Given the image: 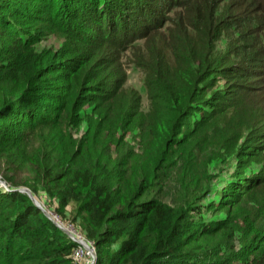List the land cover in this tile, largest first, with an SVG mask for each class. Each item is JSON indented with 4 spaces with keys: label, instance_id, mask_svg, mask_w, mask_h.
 <instances>
[{
    "label": "trees",
    "instance_id": "trees-1",
    "mask_svg": "<svg viewBox=\"0 0 264 264\" xmlns=\"http://www.w3.org/2000/svg\"><path fill=\"white\" fill-rule=\"evenodd\" d=\"M46 27L67 33L60 48L38 44ZM230 107L235 131L209 137ZM201 129L195 155L228 176L215 205L244 193L257 213L215 252L188 246L220 227L201 217L222 180L179 170ZM0 174V264H77L81 245L21 185L76 204L95 264H264V0H0Z\"/></svg>",
    "mask_w": 264,
    "mask_h": 264
},
{
    "label": "rangeland",
    "instance_id": "rangeland-1",
    "mask_svg": "<svg viewBox=\"0 0 264 264\" xmlns=\"http://www.w3.org/2000/svg\"><path fill=\"white\" fill-rule=\"evenodd\" d=\"M30 24L33 27H41L42 24L41 23H34V22H30ZM39 32V31H38ZM67 33H65L64 31H58V30H50L49 27L43 28L41 30V34H40V40L38 42V44H40V46H46V47H51L52 49H58L60 48L63 43H64V37ZM225 45L218 47V49L220 51H224L225 50ZM126 65L125 70L126 72H128V78H127V83L129 86H133L139 90H142L143 87V82H142V78H141V74L137 69H131V67L128 66V64H124ZM214 89H218L221 86H213ZM254 98H250L247 103H251L253 102ZM146 95L143 96V104L146 105ZM227 110V120L222 121V117L220 115H218L219 113H216L215 116H218L217 119L211 123V125H208V128H212L213 130L208 132L209 137L212 135V132L215 131L219 138L227 133H223L220 132L218 130H216V128H219L220 130H227L228 126H231V130L229 132L235 131V121H232L229 119L230 116H232L233 111L232 107H230V109H226ZM247 117L242 118V123L243 122H247ZM189 124L188 126L186 125L184 130H186L190 124L191 121H193L192 118L189 119ZM83 128V125H82ZM202 131V129L200 130ZM198 131V132H200ZM198 132H194V134L185 141L184 145L182 146V152H181V157H180V164H179V170L182 172V164H184L185 162H190L192 164V166L197 169V172L199 173L198 175H195L193 177H189L192 179V182H194L195 180H198L197 182L200 181H207V177L211 176V178L215 181L218 182L217 180H222V182H218L217 186L214 187L212 192H209L206 197H205V201L207 202L208 200L214 201V203L212 204H208L206 206V209L203 211L202 213V217L204 222H210L211 226H214V228H216V226H220L217 229H213L211 232V234L209 236H201L195 243L189 244L188 247L193 246L194 244H197L198 246L203 247V249L207 248L210 249L211 252H215L221 245H223V243L226 242V237H234L235 235L240 237V233L237 231V228L240 232H246L248 230H250V228L254 226L253 222V217L252 215H255V217L257 216V213L255 211V208L253 207V202L247 200H243L246 196L244 195V193H235V195L233 197H229L228 200H233V203H228L225 202L227 200H225L223 202L222 205H215L216 202H218V200L222 197L225 198L223 196L219 195V190H215L217 187L220 188V186H227L226 184L228 183V176L226 177V171L224 170V165L217 168L212 167V166H206L205 164L208 161V158L206 156H201L198 157L195 155V152L193 150L196 144V140L198 141H202L203 139H205L204 136H206L205 134H207V132H205L204 130L202 131L201 134H199V136L196 139H192V137L198 133ZM128 133V132H127ZM204 135V136H203ZM231 134H229L230 136ZM137 138V137H136ZM32 142H36L35 139H32ZM127 143L129 144V146H131L133 144V141L131 139V136L128 137L127 139ZM107 149H105V155H107L110 158H116V149L115 146L113 145V143H110L109 145H107ZM136 151H140L139 148L135 149ZM131 155H135L133 153H131ZM131 160L134 162V157L131 158ZM235 161H233L231 163V166L234 167ZM226 170H228L226 168ZM18 180H20L21 177H17ZM175 175L174 174H170V176L166 179V184H167V189L168 192L167 194L169 196H178L181 192H182V188H180V186L174 182L175 179ZM0 179L3 180L6 183V181L2 178L1 174H0ZM194 184V183H192ZM190 184V185H192ZM0 186H3L2 184H0ZM8 186V184H7ZM189 186V185H188ZM187 186V187H188ZM22 187H27L25 185H21L17 188H22ZM28 189H30L29 187H27ZM185 188V187H184ZM9 189V188H8ZM31 190V189H30ZM193 190V189H192ZM156 189H151L148 194L145 196L147 197L149 194H154L156 193ZM184 191V190H183ZM33 195L36 197V199L41 203V205L47 210L49 211V213L53 216V218L60 222L66 229H68L69 231L73 232L76 237H81L84 240L85 237L83 236V233L79 231V227L83 226L82 223L80 222V220L77 222H75V216L77 213V209H76V204L73 202L68 203L65 206H62L58 203L56 197L52 196V195H47L44 193L43 190L41 189H36L35 191H32ZM242 198V199H241ZM225 203V204H224ZM80 216H82V214H80ZM229 224H234L236 225V227L234 228V230H236V232L232 231V225L229 227ZM80 226V227H81ZM232 231V233H230ZM220 234H226L224 236H221ZM232 234V235H230ZM228 237V238H229ZM247 239H249V237H247ZM87 241V240H86ZM239 239H236L234 241L235 245H236V249H238L240 247V243H238ZM252 241V240H250ZM253 242V241H252ZM259 242V241H258ZM238 243V244H237ZM253 244H257V241H254ZM75 250H79L78 248H76ZM88 251L86 249H84L83 253L81 256L78 255L77 258H75V254L73 253L71 256L74 260V262H77V264H90L91 262V256L87 253ZM96 254V251H95ZM230 264H237L236 260H233Z\"/></svg>",
    "mask_w": 264,
    "mask_h": 264
},
{
    "label": "water",
    "instance_id": "water-1",
    "mask_svg": "<svg viewBox=\"0 0 264 264\" xmlns=\"http://www.w3.org/2000/svg\"><path fill=\"white\" fill-rule=\"evenodd\" d=\"M0 184H2L4 187H6L8 189V186L7 184H5V182L3 180L0 179ZM18 189L19 191H22V192H25L27 193L30 198L32 199V201L34 202V204L36 206H38L43 212L44 214L50 218L51 220H53L55 222V224L60 227L70 238H72L73 240L77 241L80 245H82V247L84 249H86L88 252L91 253V262L90 264H95V260H96V254L93 250V248L91 247V245L89 244L88 241L84 240L83 238H79V237H76V235L69 231L68 229H66L60 222L56 221L53 216L49 213V211H47L42 205L41 203L36 199V197L33 195V193L31 192L30 189H28L27 187H22V188H16Z\"/></svg>",
    "mask_w": 264,
    "mask_h": 264
},
{
    "label": "built area",
    "instance_id": "built-area-1",
    "mask_svg": "<svg viewBox=\"0 0 264 264\" xmlns=\"http://www.w3.org/2000/svg\"><path fill=\"white\" fill-rule=\"evenodd\" d=\"M79 237V236H78ZM79 238H81V237H79ZM89 242V241H88ZM89 244L91 245V247L93 248V250H94V252H95V247H94V245L91 243V242H89ZM79 250L77 251V250H75L74 251V254H75V258H77L78 257V255L79 256H81L82 255V253H83V251H84V248L82 247V245H81V247H79L78 248ZM90 256H91V253L90 252H87ZM92 260V259H91Z\"/></svg>",
    "mask_w": 264,
    "mask_h": 264
}]
</instances>
